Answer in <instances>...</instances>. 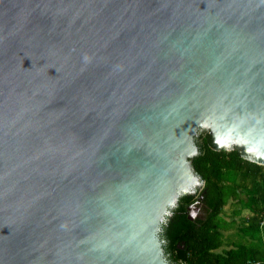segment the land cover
I'll use <instances>...</instances> for the list:
<instances>
[{"label": "water", "instance_id": "water-1", "mask_svg": "<svg viewBox=\"0 0 264 264\" xmlns=\"http://www.w3.org/2000/svg\"><path fill=\"white\" fill-rule=\"evenodd\" d=\"M201 135L264 165V0H0V264H181Z\"/></svg>", "mask_w": 264, "mask_h": 264}, {"label": "trees", "instance_id": "trees-1", "mask_svg": "<svg viewBox=\"0 0 264 264\" xmlns=\"http://www.w3.org/2000/svg\"><path fill=\"white\" fill-rule=\"evenodd\" d=\"M199 140L189 160L201 187L194 197L183 195L178 202L181 221L171 241L173 256L181 264H264V165L234 149L214 150L203 135ZM196 200L203 216L190 219L187 207ZM230 228L237 240L226 244L224 231Z\"/></svg>", "mask_w": 264, "mask_h": 264}, {"label": "rangeland", "instance_id": "rangeland-1", "mask_svg": "<svg viewBox=\"0 0 264 264\" xmlns=\"http://www.w3.org/2000/svg\"><path fill=\"white\" fill-rule=\"evenodd\" d=\"M200 187H201V185H199L195 189L196 195H197ZM197 204L193 205V207H190V209L188 210V213H189L191 218H195L196 215H197V217L201 216V210L199 208V207H201V204L200 203L198 205ZM229 207H230L229 203L224 206L226 215H228V213H229ZM241 214L244 215V214H247V212L245 210H242ZM234 230H235V228H230V229H226L224 231V234L226 235V237H225L226 244L231 242V241L237 240V237H236V234H235Z\"/></svg>", "mask_w": 264, "mask_h": 264}, {"label": "flooded vegetation", "instance_id": "flooded-vegetation-1", "mask_svg": "<svg viewBox=\"0 0 264 264\" xmlns=\"http://www.w3.org/2000/svg\"><path fill=\"white\" fill-rule=\"evenodd\" d=\"M198 187V186H197ZM184 195H191L192 197H194L195 195H196V191L194 190L192 193H190V194H184ZM199 204L200 202L199 201H194L193 203H191L187 208H188V210L190 209V207H193V205H195V204ZM197 204V205H198ZM200 208V210H201V216H198V217H202L203 216V211H202V208L201 207H199ZM189 214V213H188ZM197 217V215H196V217L195 218H198Z\"/></svg>", "mask_w": 264, "mask_h": 264}, {"label": "built area", "instance_id": "built-area-1", "mask_svg": "<svg viewBox=\"0 0 264 264\" xmlns=\"http://www.w3.org/2000/svg\"><path fill=\"white\" fill-rule=\"evenodd\" d=\"M257 261H247L245 264H257Z\"/></svg>", "mask_w": 264, "mask_h": 264}, {"label": "bare ground", "instance_id": "bare-ground-1", "mask_svg": "<svg viewBox=\"0 0 264 264\" xmlns=\"http://www.w3.org/2000/svg\"><path fill=\"white\" fill-rule=\"evenodd\" d=\"M187 194H190V193H187Z\"/></svg>", "mask_w": 264, "mask_h": 264}]
</instances>
